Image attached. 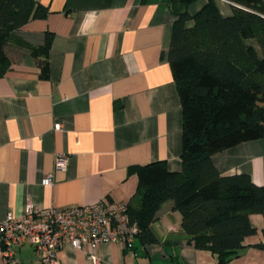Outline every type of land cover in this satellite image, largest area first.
<instances>
[{
	"label": "crops",
	"instance_id": "crops-1",
	"mask_svg": "<svg viewBox=\"0 0 264 264\" xmlns=\"http://www.w3.org/2000/svg\"><path fill=\"white\" fill-rule=\"evenodd\" d=\"M37 1L47 17L13 31L4 47L11 67L0 77V225L9 214L23 218L29 204L65 210L101 200L127 203L138 185L133 168L164 161L171 172L182 169V108L167 59L171 0ZM214 1L222 16L232 15L233 4ZM206 3H192L189 12ZM48 33L49 76L42 78L23 45L42 47ZM60 156L67 158L64 169L55 166ZM212 162L220 175H249L264 188V138L218 152ZM48 175L52 182L44 185ZM250 221L257 233L226 264H264V250L255 247L264 218ZM150 230L157 242L137 239L133 250L99 245L97 264H218L188 242L172 201L157 211ZM18 258L43 264L28 244ZM58 258L95 264L89 252L70 245ZM0 264H6L1 251Z\"/></svg>",
	"mask_w": 264,
	"mask_h": 264
},
{
	"label": "trees",
	"instance_id": "trees-1",
	"mask_svg": "<svg viewBox=\"0 0 264 264\" xmlns=\"http://www.w3.org/2000/svg\"><path fill=\"white\" fill-rule=\"evenodd\" d=\"M196 1L169 4L175 21L167 59L182 108V169L171 172L164 161L133 168L138 185L126 206L137 239L149 244L157 242L150 230L157 211L172 201L188 242L226 264L257 233L250 216L264 218V188L249 175L222 176L212 162L218 152L264 138V2L225 0L233 13L224 17L214 0L191 14ZM48 13L37 0H0V77L11 67L4 47L12 32ZM51 39L48 33L42 47L23 45L42 78L49 76ZM262 235L255 247L264 250V229Z\"/></svg>",
	"mask_w": 264,
	"mask_h": 264
},
{
	"label": "built area",
	"instance_id": "built-area-1",
	"mask_svg": "<svg viewBox=\"0 0 264 264\" xmlns=\"http://www.w3.org/2000/svg\"><path fill=\"white\" fill-rule=\"evenodd\" d=\"M55 131L61 129L55 124ZM67 158L56 159L57 169L66 167ZM52 176L44 178L49 185ZM140 230L132 222L125 202L101 200L89 206L65 210L41 209L28 205L21 219L7 216L0 225V251L6 264H20L18 250L28 244L41 257L43 264H61L58 251L65 245L89 252L90 260L97 264L94 252L99 245L117 244L133 250Z\"/></svg>",
	"mask_w": 264,
	"mask_h": 264
}]
</instances>
